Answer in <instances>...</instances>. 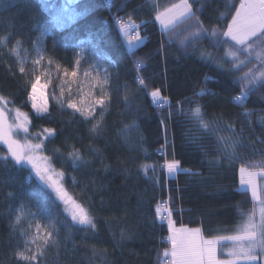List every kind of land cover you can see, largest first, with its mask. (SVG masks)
<instances>
[{
    "label": "trees",
    "instance_id": "trees-1",
    "mask_svg": "<svg viewBox=\"0 0 264 264\" xmlns=\"http://www.w3.org/2000/svg\"><path fill=\"white\" fill-rule=\"evenodd\" d=\"M179 1L0 0V96L29 115V138L95 224L73 221L0 143V264H26L17 255L26 248V216L53 233L35 264H165L172 231L156 213L162 200L175 227L200 228L207 239L247 225L255 202L240 188L239 169L264 170V79L249 91L240 78L264 69V42L237 45L222 35L241 0H187L194 15L163 29L156 16ZM119 19L130 36L138 29L142 45H127ZM44 32L46 59L61 70H105L107 95L92 116L53 92L47 112L34 109V77L20 71L16 49L33 51ZM155 89L169 100L162 109L148 95ZM73 151L82 157L75 165ZM174 160L184 170L169 177L163 166ZM234 244L218 243L219 258L237 252L228 249Z\"/></svg>",
    "mask_w": 264,
    "mask_h": 264
},
{
    "label": "snow or ice",
    "instance_id": "snow-or-ice-1",
    "mask_svg": "<svg viewBox=\"0 0 264 264\" xmlns=\"http://www.w3.org/2000/svg\"><path fill=\"white\" fill-rule=\"evenodd\" d=\"M177 11H179L180 15H184L185 13H187L189 16L194 15L187 0H182L180 5H175L171 9H166L164 13L157 15L155 19L159 21L165 28H167L169 24L174 22ZM196 23L199 24L198 19ZM211 35L216 36L217 33L213 32ZM222 35L231 37L232 40L237 42V44H245L250 38L256 41L264 42V0H241L240 7L237 9L232 22L228 25L227 31L222 33ZM138 38L139 37H133V39ZM249 47H251V45H249ZM229 54L234 58L236 56L235 53ZM137 66L139 67V65ZM235 67H239V65H236ZM20 71L23 72L24 69L21 68ZM136 79L141 89L147 88V85L142 77L137 75ZM240 79L248 82L247 85H242V87H247L248 90L251 91L257 76L250 72L245 73ZM246 94L247 93H242L241 96H237L235 99H243L244 95ZM148 95L151 97L153 104L157 105L158 107L163 108L169 104L168 98L160 94V89H155L149 92ZM4 103H6V101H4L3 98H0V105H3ZM69 107L74 109L75 105L70 103ZM42 111L46 112L47 109L37 108V113H41ZM197 112H199V109H197ZM17 119L20 121V123L17 124L16 127L23 128L25 131H27V129L24 128V126L28 123L26 114H21L19 110H17ZM201 124L205 128L209 127V125L204 123L202 120ZM45 132L47 133L48 137L53 136L52 130H45ZM0 143L6 145L8 152L16 162L27 161L29 164H31L36 176L42 183L45 184L46 187L51 189V191L55 194L56 199L65 205V211L67 212L70 197H67V194L63 191L62 187L56 180L53 179L51 174L53 170L50 167L48 158L38 156L36 154L41 145H32L28 142L21 144L19 141L13 139L11 135V128H8L7 130L4 128L3 111H0ZM163 150L164 148L162 146L160 151L163 152ZM69 157L71 158L70 162L73 165L82 160V157H80L78 151L69 153ZM179 163V161H174L171 163L166 162L163 167L166 168L167 173L171 174L179 170ZM144 170L146 171V168ZM239 171L241 174V185H243L246 183L243 178L245 168L242 166ZM59 175L62 176L63 174L60 173ZM247 183H251V181H247ZM255 196L256 191L255 186H253V197ZM261 203L264 204V201H261ZM260 211L262 222L259 225L253 224L252 218L250 217L242 235L226 237V239H230L238 243L243 242L239 248V251L233 253V255H242L249 262V264H256L258 260L264 259V207H262ZM156 213L160 220L163 221L165 218L166 209H163L158 205L156 208ZM71 218L73 221L88 228L95 227L91 217H89L82 209L77 211V209L74 208L71 211ZM167 227L173 233L169 237V240L172 244L171 251L170 253H165V256H171V264H233L232 261H219L215 258L216 249L213 245L215 243H219V241L201 240V242L198 244L194 241L192 236L187 233L186 230L174 229L170 219L168 220ZM33 242L34 240L26 241L25 250H27V244ZM257 253H259V256ZM17 255L18 258L25 261L26 264H35L37 260V254L28 256L24 254V252H21Z\"/></svg>",
    "mask_w": 264,
    "mask_h": 264
},
{
    "label": "rangeland",
    "instance_id": "rangeland-1",
    "mask_svg": "<svg viewBox=\"0 0 264 264\" xmlns=\"http://www.w3.org/2000/svg\"><path fill=\"white\" fill-rule=\"evenodd\" d=\"M181 3H182V0H180L179 2L175 3L174 5L166 9H171L173 8V6L180 5ZM166 9L159 12V14L164 13ZM191 10H193L192 7H191ZM175 15H176V18L174 22L172 24H169L167 28H165L159 22L161 27L165 30H168L174 27L177 23L189 17L187 13H185L184 15H180L179 11H177ZM121 30L124 33L123 35L126 36L127 45L130 48L132 47V49L135 47H138L139 45H142L143 42L145 41L143 36L140 34L136 36V37H139L138 39H133V37L130 36L129 27L127 24H122ZM46 35L47 33L44 32L41 38V41L37 44L36 48L33 51L27 52V51H21L20 48L16 49V54L21 63V68L33 74V77H34L35 87L33 88V92H32L34 109L37 111V108H40V109L46 108L48 111L49 93L53 92L55 95L59 96L60 100L69 101L71 104H74L75 109L79 110L82 114L86 116H92L93 114H95L97 107L100 104H102V102L104 101V98L107 95V90L105 88L107 87V78H105L106 77L105 70L100 68V65L98 63H93L91 65H88L84 68L78 69L73 72L61 70L60 67L55 66L49 60L46 59V55L43 50V41ZM229 38L234 43L236 42L232 40L231 37ZM251 40L252 38L249 39V41ZM237 45H244V44H237ZM81 46H82L81 48H85V44L83 46V43H81ZM254 74L257 76V79L259 80L264 79V75H262L264 74V69ZM0 98H3V97L0 96ZM3 100L6 101L4 98ZM0 111H3L4 128L5 130H7L8 128H11V135L13 139L19 141L21 144L28 142L32 145H37V143H35L33 140L29 138L30 119L27 113L19 111L21 114H26L27 119H28V123L24 126V128L27 129V131H25L23 128L16 127V125L20 123V121L17 119V110L13 109L7 101L3 105H0ZM41 113H45V112L42 111ZM36 154L38 156L45 157L41 153V147L40 149L37 150ZM174 161H171V162H174ZM48 162L50 164L51 169L53 170L51 173L53 176V179L56 180L58 184L62 187L63 191L67 193L63 186V175L62 176L59 175L61 172L58 171L50 163L49 160ZM171 162H167V163H171ZM20 163H23L24 165L28 166L32 170V172L35 174V171L32 169L31 164H29L27 161H20ZM181 170H184V168H182L181 163H179V170L177 172L171 173V174L167 173V174L169 177H174ZM239 176L241 180V174ZM243 178L246 181V183L241 185V181H240V188L249 190L252 194V197H253V186H255L256 196L253 197V201L255 202V205H254L253 213L251 214V216H249V218L250 217L252 218L253 224L259 225L262 222L260 210L262 207H264V204L261 203V201H264L263 186H262V181H261V179L264 178V170L263 171L262 170H252V169L245 168V173H244ZM247 181H251V183H247ZM67 197H69L68 194H67ZM74 208H76L77 211L82 209L80 205L76 204V202L72 201L70 198V202L68 204L69 215H71V211ZM26 221L27 222H26L25 230H26L27 241L34 240V242L27 244V250H25L24 254L28 256L37 254V257H38L41 251L52 242L53 240L52 229L48 225H45L39 219V217L34 216V215L26 216ZM248 221L249 219L247 220L245 224H247ZM171 222H172L173 228H177L174 226L175 223L174 221H172V219H171ZM245 227H246L245 225L241 227L242 228L241 233L232 234V235L224 236V237H218L214 239H207L202 234L203 240L219 241V243H225V242L232 243V244L235 243L234 245H232V247H229L228 249L231 248V252H234L236 249L239 251V248L243 242L238 243L230 239H226V237L242 235ZM192 230H200V228H193ZM200 232H202V230H200ZM191 235L196 243L202 240L201 237L197 238L196 235L193 234V232L191 233ZM217 249H218V246H217ZM260 260H258L256 264L259 263ZM224 261H232L233 264H249V262L242 255L232 254L231 257L226 258Z\"/></svg>",
    "mask_w": 264,
    "mask_h": 264
},
{
    "label": "built area",
    "instance_id": "built-area-1",
    "mask_svg": "<svg viewBox=\"0 0 264 264\" xmlns=\"http://www.w3.org/2000/svg\"><path fill=\"white\" fill-rule=\"evenodd\" d=\"M109 4H110V2H109ZM109 4H107V5H109ZM124 22L122 21V20H118V25H120V24H123ZM137 33H138V29H136V31H133V32H131V36H137ZM239 96V95H238ZM155 107H157V108H159V109H162L161 107H158L157 105L155 106ZM165 107V106H164ZM163 107V108H164ZM161 154V153H160ZM161 202H163V203H161ZM160 202V204H159V206L161 207V208H163V209H166V213H165V218H164V220L165 221H168L169 219L171 220L172 219V212H171V207H170V204H169V202L168 201H166V200H162ZM171 236V234H169V235H166V237H165V242H167V243H170L171 244V242H170V240H169V237ZM171 261H172V258H171V256H168L166 259H165V261H164V263L165 264H171Z\"/></svg>",
    "mask_w": 264,
    "mask_h": 264
},
{
    "label": "crops",
    "instance_id": "crops-1",
    "mask_svg": "<svg viewBox=\"0 0 264 264\" xmlns=\"http://www.w3.org/2000/svg\"><path fill=\"white\" fill-rule=\"evenodd\" d=\"M174 229H176V230H181V229H183V230H186L187 231V233H189L190 235H191V233L193 232V234H195L196 235V237L198 238V237H201V239L203 240V233L202 232H200V230H192L193 228H189V227H181V228H179V227H177V228H174ZM173 233H171V235H172ZM192 236V235H191ZM193 238V237H192ZM212 241V240H211ZM201 241H198V244L200 243ZM226 243H228V242H226ZM214 247H215V249H216V253H215V258L217 259V260H219V261H224L226 258H219V255H218V250H217V246H218V243H215L214 245H213Z\"/></svg>",
    "mask_w": 264,
    "mask_h": 264
}]
</instances>
